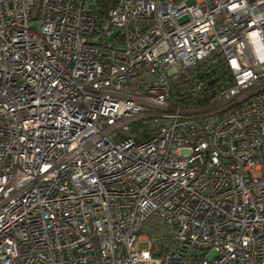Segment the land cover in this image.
Instances as JSON below:
<instances>
[{"label": "built area", "instance_id": "obj_1", "mask_svg": "<svg viewBox=\"0 0 264 264\" xmlns=\"http://www.w3.org/2000/svg\"><path fill=\"white\" fill-rule=\"evenodd\" d=\"M0 264H264V0H0Z\"/></svg>", "mask_w": 264, "mask_h": 264}, {"label": "trees", "instance_id": "obj_2", "mask_svg": "<svg viewBox=\"0 0 264 264\" xmlns=\"http://www.w3.org/2000/svg\"><path fill=\"white\" fill-rule=\"evenodd\" d=\"M106 2V1H105ZM106 7V6H104ZM223 59L220 57V54L212 55L204 60H202L197 67H195L194 71H190V74L193 72L199 73V79L208 80L209 83H216L219 75H222L225 70L223 69ZM179 79V80H178ZM178 80V81H177ZM190 78L188 74L183 75L182 77H178L172 86V100L176 103H182V105H192V94L189 93L190 86Z\"/></svg>", "mask_w": 264, "mask_h": 264}]
</instances>
